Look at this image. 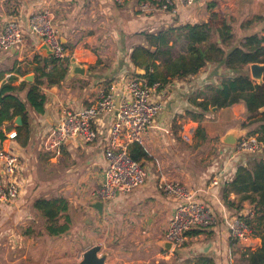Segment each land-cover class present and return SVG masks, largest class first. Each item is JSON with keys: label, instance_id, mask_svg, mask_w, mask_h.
<instances>
[{"label": "crops", "instance_id": "obj_1", "mask_svg": "<svg viewBox=\"0 0 264 264\" xmlns=\"http://www.w3.org/2000/svg\"><path fill=\"white\" fill-rule=\"evenodd\" d=\"M175 8V12L142 8L136 0H124L121 4L111 0H0V31L9 22L17 23L23 30L21 45L0 53V88L9 82L17 87L27 75H33L34 81L36 70L49 57L41 49L43 44L39 37L27 28L29 15L38 10L52 12L54 26L69 59L64 80L55 86L41 87V93L47 97L43 115L32 112L24 127L23 124L15 126L13 121L0 127V133L5 137L0 150L18 157L21 165L17 175V196L0 203V264H53L54 254L66 259L54 264L74 262V246L68 241L43 246L34 227L38 219L33 203L39 197L36 181L41 165L39 156L48 150L57 155L62 151L69 161L63 174L56 178L63 179L61 186L65 183L66 194L72 196V199L63 197L71 209L78 207L97 213L93 208L98 201L94 192L106 169L103 147L108 139L110 117L96 122L99 136L94 143L71 140L61 147H53L50 137L59 123L63 106L79 112L103 93L112 94L117 101L124 93L125 80L143 78L145 74L147 59L144 56L132 59L135 48L148 47L145 34L165 33L168 45L176 49L172 55L175 60L178 53H185L187 44L182 27L206 24L212 14L217 15V22L223 19L231 27L233 40L240 38L243 30L250 31L253 24L258 30L252 33H261L264 28V0H196L189 8L178 4ZM256 17L263 19L251 22ZM217 22L212 24V30L218 28ZM71 59L84 68L83 75L69 76ZM156 64L154 72L163 77L165 64L158 61ZM231 75L212 63L191 76L167 77L161 85L163 109L142 135L141 146L148 157L142 161L147 174L145 184L126 196L102 202L103 218H108L106 214L112 210L119 224L118 234L123 233V229H134L135 237L146 244L147 250L128 254L119 247L104 249L100 246L98 256L105 255L106 264H247L243 254L259 248L260 239L256 236L240 241L230 237L229 218L235 213L251 212V207L244 203L236 212L227 207L223 196L237 167L248 165L244 155L237 159L231 157L226 152L229 147L220 141L238 121L244 120L243 103L226 108L208 106L209 111L203 116L198 106L209 101L221 80ZM237 107L239 112H235ZM198 127L204 130V140L196 137ZM19 128L21 130L17 132ZM186 131L191 134L189 142L183 140ZM12 133L15 134L13 138L10 137ZM214 145L216 150L212 152ZM170 180L192 191L196 200L211 210L216 224L197 230L195 235L187 234L182 247L165 251L161 242L176 201L164 195L158 186ZM214 180L217 185H213ZM227 199L236 203L238 196L230 193ZM85 251L76 254L78 261Z\"/></svg>", "mask_w": 264, "mask_h": 264}, {"label": "trees", "instance_id": "obj_2", "mask_svg": "<svg viewBox=\"0 0 264 264\" xmlns=\"http://www.w3.org/2000/svg\"><path fill=\"white\" fill-rule=\"evenodd\" d=\"M153 0H136L137 3L152 2ZM209 8L211 5L208 6ZM217 15L212 14L208 23L200 25H186L182 27L186 47L184 54L178 53L175 60L172 59L173 46L165 33L145 34L147 48L137 47L133 50L132 59L144 56L147 59L144 78L148 83L159 82L162 85L167 77H187L196 74L207 64H216L223 67L232 75L222 79L215 95L209 101L198 104L202 115L207 113L208 106L226 108L233 104L243 103L245 120L240 123L241 129L255 126L250 133L257 141L264 145V77L259 85L249 75V66L252 64H264V28L261 33H251L239 41L233 40L231 27L225 20L216 21ZM263 17H256L251 22L261 21ZM217 22L218 28L212 30V24ZM216 37L213 39V37ZM219 40V43L217 42ZM233 40V41H232ZM151 48L153 50L151 51ZM156 61L164 63V76L154 72ZM69 59L62 62L54 57L44 59L41 68L36 70L33 82L22 81L17 87L11 82L3 84L0 88V127L4 123H11L15 117H21L23 127L32 112L43 115L46 110L47 97L41 93V87L60 84L68 70ZM48 66H51L48 70ZM150 69H153L150 72ZM21 94H23L21 96ZM21 129H17L19 132ZM196 137L205 139L204 130L200 127L196 130ZM5 137L0 133V143ZM130 157L135 162L146 160L147 154L138 143L128 147ZM238 196L237 202L228 201V194ZM227 207L236 212L247 203L251 207L252 216L243 218L252 234L260 239V246L252 252L244 253L247 264H264V154L253 164L239 165L232 180L225 186L223 192ZM33 210L43 220L42 229H38V235L45 240L47 246L72 238L80 237L81 231L73 227L70 212L71 206L62 197L52 199H37L33 203ZM187 232L195 235L199 231Z\"/></svg>", "mask_w": 264, "mask_h": 264}, {"label": "built area", "instance_id": "obj_3", "mask_svg": "<svg viewBox=\"0 0 264 264\" xmlns=\"http://www.w3.org/2000/svg\"><path fill=\"white\" fill-rule=\"evenodd\" d=\"M75 1V0H64ZM121 4L124 0H111ZM196 0H153L141 3V7H154L165 12H175L176 5L191 7ZM27 28L32 35L39 37L52 52L54 59L62 62L66 59V50L60 42L53 23L52 12L38 10L27 19ZM23 41V30L17 23L9 22L0 31V53L16 48ZM51 68V67H49ZM48 68V69H49ZM161 85L159 82L148 83L144 77H131L124 81V93L115 100L110 93L101 94L89 107L74 112L62 107L59 123L51 133L50 144L61 147L66 142L78 140L83 144L94 143L98 138L96 122L103 117H110L109 132L103 155L106 169L99 188L94 192L96 200L107 203L118 196H126L145 184L147 174L138 162L129 155L128 147L133 143H142V135L147 133L158 114L163 109L160 101ZM14 133L10 135L11 138ZM190 132L183 134V140L190 141ZM229 147V146H227ZM226 152L237 159L248 153H261L264 145L255 136L241 137L236 145ZM0 203L14 199L19 190L17 175L19 158L0 150ZM213 181V185H217ZM158 188L161 192L176 201L169 218L163 240L172 244L171 249L182 247L187 232L196 229H207L216 224L211 210L199 203L195 194L176 181H163ZM248 213H235L227 222L231 238L240 241L254 237L243 218L252 216Z\"/></svg>", "mask_w": 264, "mask_h": 264}, {"label": "rangeland", "instance_id": "obj_4", "mask_svg": "<svg viewBox=\"0 0 264 264\" xmlns=\"http://www.w3.org/2000/svg\"><path fill=\"white\" fill-rule=\"evenodd\" d=\"M256 24L251 25L250 31L243 30V33H240L242 35L240 38H235V41H239L243 37L249 35L250 33L257 31L258 29L255 27ZM237 33H235L236 37ZM180 47V46H179ZM179 47L177 48V51L179 52ZM176 50V49H175ZM177 52V53H178ZM240 108L237 107L235 109V112H239ZM243 119L245 120L244 116ZM243 120V121H244ZM242 121H238L237 125L234 126L235 128H239V130H243V137H250L253 135H250V133L255 129V126H248L245 129H241L240 123ZM217 142L215 145L217 146ZM212 147V152H215L216 146ZM57 150V149H54ZM56 152V151H55ZM261 154H264V150H262L261 153H248L244 155V159L247 162V166L250 167L255 160H258L261 157ZM43 156H39L41 160V165L39 166V174L37 181V188H39V197L38 199H52L54 197H67V199H72L71 194L67 195L68 190L66 188V184L64 183L61 186V182L63 179L60 177V181L56 178L58 174H63L65 168L68 166L69 161H67V156L64 154L62 155V151L57 155V153L45 152L41 154ZM58 172V173H57ZM58 177V176H57ZM58 180V181H57ZM65 186V187H64ZM63 188V190L60 192V189ZM68 201V200H67ZM72 212H70L71 218L73 220V227L76 228L75 231L80 230L81 234L80 237H72L68 238L65 241H68V243L71 244V246H74L75 253H74V262L72 264L79 263V260L77 259L76 254H80L82 251H85L86 248H90L92 246H102L104 249H112L119 247L120 249L128 251V254H134L136 250H139L141 252H144L145 246L143 244V241L140 240V238L135 237V231L132 228L123 229V233L118 234L119 224L117 223L116 216H114V213H112V210L110 213L106 214V217L103 218V215L101 218L98 219L97 213L91 212L89 213L88 210H84L82 208H72ZM38 219L34 223L35 230L42 229L43 220L38 216ZM38 233V232H37ZM41 240V243L43 246H46L44 239ZM65 241H62L61 244H63ZM142 242V244H141ZM100 244V245H99ZM52 245V244H51ZM57 249V248H56ZM55 249V250H56ZM53 259L52 262L54 263H60L62 261H65L66 259H63L64 257L58 256V254L52 255ZM69 259V258H68ZM70 264V263H68Z\"/></svg>", "mask_w": 264, "mask_h": 264}, {"label": "water", "instance_id": "obj_5", "mask_svg": "<svg viewBox=\"0 0 264 264\" xmlns=\"http://www.w3.org/2000/svg\"><path fill=\"white\" fill-rule=\"evenodd\" d=\"M44 53L51 57L53 55V52L45 45H42L41 48ZM84 68L75 63L74 59L70 60V74L69 76L73 75H83ZM249 75L250 78L256 82L257 84H261L264 77V64H252L249 66ZM33 75H27L24 77V80L27 82H33ZM216 108H213L215 110ZM13 123L17 127L22 126L21 117L17 116L14 118ZM243 131H240L239 128H233L229 130L224 137L221 138V143L225 146L232 147L236 145L238 140L243 137ZM140 166H142V162L139 163ZM93 208L97 211V214L99 217H101L103 213V203L101 201H97L93 204ZM172 244L168 241L162 240L161 247L165 251H170ZM100 252L99 246H92L89 249H87L81 256V260L78 264H106L105 259L106 256H98Z\"/></svg>", "mask_w": 264, "mask_h": 264}]
</instances>
